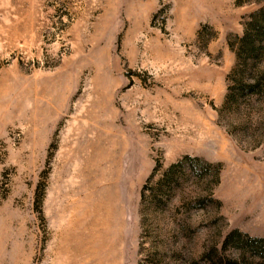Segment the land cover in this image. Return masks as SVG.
Wrapping results in <instances>:
<instances>
[{
	"label": "rangeland",
	"instance_id": "374dc122",
	"mask_svg": "<svg viewBox=\"0 0 264 264\" xmlns=\"http://www.w3.org/2000/svg\"><path fill=\"white\" fill-rule=\"evenodd\" d=\"M263 6L0 0V264H264Z\"/></svg>",
	"mask_w": 264,
	"mask_h": 264
},
{
	"label": "trees",
	"instance_id": "16d2710c",
	"mask_svg": "<svg viewBox=\"0 0 264 264\" xmlns=\"http://www.w3.org/2000/svg\"><path fill=\"white\" fill-rule=\"evenodd\" d=\"M252 21L238 40L239 47L237 50L238 58L244 63L248 59H254L264 51V6L258 12L252 14ZM239 91L242 92H260V80L256 82H248L241 78L238 80ZM239 229H233L227 236L225 243L235 240L237 237L242 236ZM249 246L253 249V254L264 256V238L250 237ZM239 247V246H237Z\"/></svg>",
	"mask_w": 264,
	"mask_h": 264
}]
</instances>
